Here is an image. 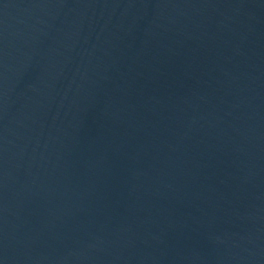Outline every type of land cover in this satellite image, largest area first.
I'll return each instance as SVG.
<instances>
[{"label":"water","instance_id":"water-1","mask_svg":"<svg viewBox=\"0 0 264 264\" xmlns=\"http://www.w3.org/2000/svg\"><path fill=\"white\" fill-rule=\"evenodd\" d=\"M0 264H264V0H0Z\"/></svg>","mask_w":264,"mask_h":264}]
</instances>
